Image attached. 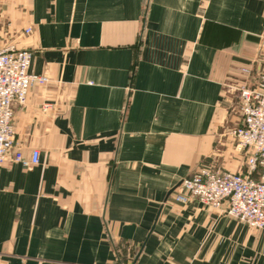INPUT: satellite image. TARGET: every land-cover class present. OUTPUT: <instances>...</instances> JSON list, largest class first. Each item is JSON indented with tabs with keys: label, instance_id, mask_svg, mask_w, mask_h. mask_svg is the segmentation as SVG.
Returning a JSON list of instances; mask_svg holds the SVG:
<instances>
[{
	"label": "crops",
	"instance_id": "1",
	"mask_svg": "<svg viewBox=\"0 0 264 264\" xmlns=\"http://www.w3.org/2000/svg\"><path fill=\"white\" fill-rule=\"evenodd\" d=\"M0 8V48L31 52L30 73L48 79L15 106L0 264H264L263 230L174 199L201 166L246 172L230 130L238 88L263 68L264 0ZM34 150L36 166L13 159Z\"/></svg>",
	"mask_w": 264,
	"mask_h": 264
},
{
	"label": "built area",
	"instance_id": "2",
	"mask_svg": "<svg viewBox=\"0 0 264 264\" xmlns=\"http://www.w3.org/2000/svg\"><path fill=\"white\" fill-rule=\"evenodd\" d=\"M25 32L29 34L31 29ZM32 59L31 52L15 45L0 48V171L16 147L15 106L26 104L34 85H44L48 81L46 76L30 73ZM257 60L263 68L252 86L238 88L241 121L230 130L236 150L245 154L246 172L214 171L201 166L190 178L179 183L174 199L182 204L198 202L251 229L264 231V34ZM243 72L252 74L250 69ZM13 159L31 168L39 164L40 153L34 150L31 158L26 159L16 151Z\"/></svg>",
	"mask_w": 264,
	"mask_h": 264
},
{
	"label": "rangeland",
	"instance_id": "3",
	"mask_svg": "<svg viewBox=\"0 0 264 264\" xmlns=\"http://www.w3.org/2000/svg\"><path fill=\"white\" fill-rule=\"evenodd\" d=\"M1 18H2V11H1V8H0V20H1ZM11 44V43H10ZM13 44V43H12ZM11 44V45H12ZM206 167V166H205ZM207 169H211V170H214V169H212V168H208V167H206ZM214 171H219V170H214ZM238 221V220H237ZM240 222V221H239Z\"/></svg>",
	"mask_w": 264,
	"mask_h": 264
}]
</instances>
